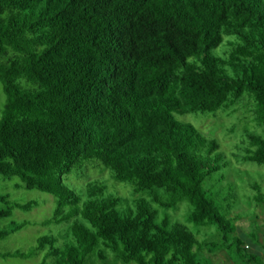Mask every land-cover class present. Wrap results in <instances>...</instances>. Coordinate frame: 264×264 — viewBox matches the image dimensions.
I'll use <instances>...</instances> for the list:
<instances>
[{"label":"trees","instance_id":"obj_1","mask_svg":"<svg viewBox=\"0 0 264 264\" xmlns=\"http://www.w3.org/2000/svg\"><path fill=\"white\" fill-rule=\"evenodd\" d=\"M0 88V178L51 194L42 224L66 223L71 237L4 257L214 264L217 241L169 216L181 202L227 249L251 250L232 236L240 194L226 170L264 165V0H0ZM220 113L241 130L232 157L183 119ZM250 186L264 205V179ZM0 203V218L39 204ZM25 224L0 228V241Z\"/></svg>","mask_w":264,"mask_h":264},{"label":"rangeland","instance_id":"obj_2","mask_svg":"<svg viewBox=\"0 0 264 264\" xmlns=\"http://www.w3.org/2000/svg\"><path fill=\"white\" fill-rule=\"evenodd\" d=\"M3 103L4 98L0 88V108L3 107ZM235 116H229L224 113H220L217 116L210 115L209 117L187 114L183 119L193 123L206 134L218 139L222 149L232 157L231 153L235 150L236 143H238L241 137L240 128L235 133H232L233 125L237 123V117ZM233 163L226 172L230 174L231 181H235L238 184L240 198L236 205H233L231 215L239 214L242 219L236 224V229L232 236L237 235L243 242L249 243L251 250L236 251L234 245L230 249H227L214 225L197 227L195 224L189 222L187 219L189 207L186 202H181L177 207L169 209L168 214L174 220H180L186 223L194 232L199 228L201 231L199 235L200 240L207 238L208 241H217L216 243L219 249H215L216 247L212 248L214 259L211 258V260H213V263L215 262L214 264H244L243 258L250 254L257 256L258 260H260L252 264H264V205L257 204L248 199L249 195L253 194L250 186L251 182H260L264 179V165H258L255 162H245L241 166L240 163L238 164L236 162V159H233ZM90 171L91 177L93 178L99 174L97 170L91 169ZM18 182H20L18 177L11 179L0 178V193H8L14 201L26 202L36 200L39 204L30 211L16 208L11 217L0 218L1 229L10 226L12 222H26L21 229L11 233L8 237L0 241V264H39L42 261L43 252L28 259H22L20 257L6 258L1 254L16 250L28 252L37 244L40 236L47 234H55L58 236L59 244L66 243L71 239L67 231L68 225L66 223H61L60 225L55 223L42 224L53 215L56 206L55 198L51 194L42 191L17 187L16 184ZM4 206L3 203H0V208ZM162 212L164 213L163 208ZM232 243H235V241H232ZM204 253L206 256L209 254L207 249L204 250ZM226 255L230 258H227ZM93 262L89 263L101 264L100 262ZM48 264H52L51 260H49Z\"/></svg>","mask_w":264,"mask_h":264}]
</instances>
